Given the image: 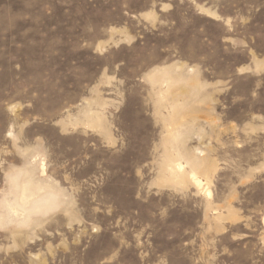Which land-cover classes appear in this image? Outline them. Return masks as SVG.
Listing matches in <instances>:
<instances>
[{"label": "rangeland", "instance_id": "374dc122", "mask_svg": "<svg viewBox=\"0 0 264 264\" xmlns=\"http://www.w3.org/2000/svg\"><path fill=\"white\" fill-rule=\"evenodd\" d=\"M26 171L0 264H264V0H0V217Z\"/></svg>", "mask_w": 264, "mask_h": 264}, {"label": "bare ground", "instance_id": "6f19581e", "mask_svg": "<svg viewBox=\"0 0 264 264\" xmlns=\"http://www.w3.org/2000/svg\"><path fill=\"white\" fill-rule=\"evenodd\" d=\"M173 69H157L150 75V81L153 86H159L160 92L164 90V86H170L171 83L175 82L176 80H181L188 82L191 80L195 69L193 67H188L186 70L183 69V66L176 65ZM185 70V71H184ZM178 71H184L183 74L174 75ZM99 120V118H98ZM176 135L173 136V144L178 140L175 138ZM182 156L168 157V162L166 163V169L170 174V179L175 183H182L184 178L186 177V170L185 165L182 162ZM187 165H190L194 170L190 176L194 183L198 186H202V181L197 177V169L200 166V159L197 156L193 157H186ZM33 173V171H32ZM42 176L45 175L46 169L45 164L42 163L41 168ZM33 175V174H31ZM29 173L26 171L22 176L20 182V193L18 195L17 200L14 202H4L2 206V216L0 217V224L5 220L4 211L7 209L9 214V221H13L14 218L21 219L22 221H28L29 217L38 216V215H45L50 211L55 210L60 204L61 201H57L52 199L48 194L47 185L42 183L41 181H37L34 177L30 176ZM28 177V178H26ZM18 180L15 179V185L13 183L12 187H16ZM211 195L210 192H208Z\"/></svg>", "mask_w": 264, "mask_h": 264}]
</instances>
